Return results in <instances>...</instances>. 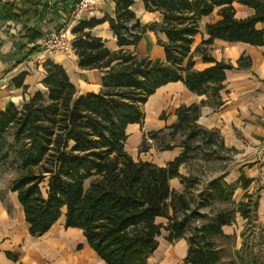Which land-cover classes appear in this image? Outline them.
I'll return each mask as SVG.
<instances>
[{"label":"trees","instance_id":"obj_1","mask_svg":"<svg viewBox=\"0 0 264 264\" xmlns=\"http://www.w3.org/2000/svg\"><path fill=\"white\" fill-rule=\"evenodd\" d=\"M133 1L114 0V15L107 18L116 50L85 31L100 21L79 20L72 28L78 66L103 71L98 92L76 95L64 68L46 60L45 91H35L19 107L9 103L0 109V164L13 173L8 188L16 193L31 236L46 232L63 212L64 226L80 228L105 264H148L161 230L167 231L169 242L186 240L182 264H225L218 239L231 238L222 226L231 224L236 213L246 220L254 213L252 194L232 201L236 186L245 188L251 179L240 173L235 183H228L224 174L219 175L199 191L201 201L191 209L185 193L192 178L180 175L178 167L199 147L232 152L215 129L197 123L202 105L222 104L219 91L225 70L232 67L210 55V44L218 38L264 45V27H256L264 23V0H142L145 10L161 14L159 22L148 24L135 17ZM233 3L250 7L253 13L237 18ZM214 9L219 18L205 24L207 38L192 50L200 19ZM146 30L164 34V40L158 39L164 60L122 48L135 45ZM194 54L211 65L193 68ZM237 64L248 66V57H240ZM172 81H181L206 100L179 106L175 122L143 133L139 151H147L152 141L159 150L179 146L181 152L164 166L132 158L124 149L126 126L141 125L147 97ZM176 135L181 137L178 144L171 142ZM175 177L184 191L170 188L169 180ZM214 202L222 206L203 220L199 207ZM191 217L202 221L189 228ZM251 251L242 241L231 264H264Z\"/></svg>","mask_w":264,"mask_h":264},{"label":"crops","instance_id":"obj_2","mask_svg":"<svg viewBox=\"0 0 264 264\" xmlns=\"http://www.w3.org/2000/svg\"><path fill=\"white\" fill-rule=\"evenodd\" d=\"M73 3L72 0H0V109L9 103L19 107L35 91H45L42 79L45 76L46 60L64 68L76 89V95L101 89L103 71L80 68L73 48L50 57L38 53L40 38L68 22ZM233 6L237 18L253 13L250 7L238 3H233ZM114 8V0H93L91 9L80 19L100 21L85 31L101 38L109 50L119 48L107 19L113 17ZM130 8L141 24L159 22L161 19L158 11L145 10L142 0H134ZM218 18L214 9L211 14L200 19L199 32L193 37L192 50L207 38L205 24ZM256 27L262 28L264 23H257ZM158 39L164 40V34L146 30L135 45L122 48L164 60V50ZM209 53L216 61L228 63L232 67L225 70L223 87L219 91L222 104L216 108L202 105L197 123L204 128L215 129L223 146L232 149L234 166L224 172V180L235 182L240 173L251 179L245 188L236 186L233 198L238 202L245 193L252 194L256 201L254 214L259 221L264 222V45L214 38ZM240 57H248L249 65L238 66ZM192 60L193 68L197 70L211 65L198 54H194ZM202 100H206L205 95H197L188 90L181 81L168 82L156 88L142 105V124L131 123L126 126L124 149L134 159L164 166L181 152V147L159 150L149 141L151 145L148 150L139 151V155L129 150L130 147L141 143L143 133L156 131L175 122V110L179 106L199 104ZM130 137L134 141L129 143ZM151 151L153 157L149 156ZM178 172L188 176L184 164L178 167ZM220 174H216V177ZM169 185L176 192L184 188L177 177L170 179ZM2 196L0 264H105L89 246L80 228L64 226L63 212L46 232L31 236L16 193ZM159 220L164 221L163 218ZM222 231L228 235L233 233L230 225L222 226ZM166 236L167 231L161 230L158 245L148 256V264L156 260L160 264H182L187 252L186 240L179 238L169 242Z\"/></svg>","mask_w":264,"mask_h":264},{"label":"rangeland","instance_id":"obj_3","mask_svg":"<svg viewBox=\"0 0 264 264\" xmlns=\"http://www.w3.org/2000/svg\"><path fill=\"white\" fill-rule=\"evenodd\" d=\"M163 116V115H162ZM161 135H158L160 137ZM169 138H166V140ZM129 143L134 141V138H129ZM181 140L180 135H176L171 140L172 143L178 144ZM151 143V142H150ZM153 143V142H152ZM154 144V143H153ZM151 145V144H150ZM156 147V146H155ZM140 142L132 145L131 150L135 155H139ZM155 150V148H154ZM153 151V150H152ZM149 153L150 157H153V152ZM233 152H226L217 146H213L210 150H205L202 147L196 148L188 152V158L183 163L184 169L188 172V176L192 178V186L187 188L185 193L191 209L197 207V203H200L201 196L199 191L202 190L209 180L216 177V174L222 173L234 166L232 156ZM148 156V155H147ZM146 156V157H147ZM220 174V175H222ZM13 173L7 169L6 165L0 164V193H12L9 188V181ZM227 182V181H226ZM236 182V181H235ZM232 182V183H235ZM231 183V182H228ZM183 188L182 191H184ZM233 203H237L232 195ZM221 204L216 202L208 204L206 206L199 207V213L202 215L203 220L211 218L214 213L221 207ZM201 218L195 219L191 217L188 224L189 228L198 226L202 221ZM161 221V220H160ZM163 221V220H162ZM233 233L230 234L229 239H218V243L223 247V258L225 264H231V259H234V251L238 250L242 241L252 247L250 255L254 256L258 261L264 262V222L259 221L257 216L253 213L249 219H245L238 213L235 214L234 221L229 224ZM163 240V237L160 238ZM235 260V259H234ZM152 264H160V261H152ZM233 264H238L234 261ZM241 264V263H239Z\"/></svg>","mask_w":264,"mask_h":264},{"label":"built area","instance_id":"obj_4","mask_svg":"<svg viewBox=\"0 0 264 264\" xmlns=\"http://www.w3.org/2000/svg\"><path fill=\"white\" fill-rule=\"evenodd\" d=\"M92 5L93 0H76L71 7L68 22L57 30L48 31L40 38L38 53L50 57L57 52L71 50L74 38L72 28Z\"/></svg>","mask_w":264,"mask_h":264}]
</instances>
